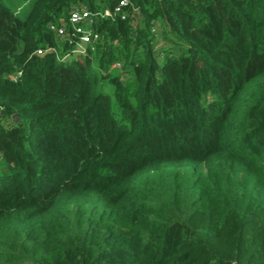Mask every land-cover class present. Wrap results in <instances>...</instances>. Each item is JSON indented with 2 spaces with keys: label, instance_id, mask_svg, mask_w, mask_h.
Returning <instances> with one entry per match:
<instances>
[{
  "label": "trees",
  "instance_id": "obj_1",
  "mask_svg": "<svg viewBox=\"0 0 264 264\" xmlns=\"http://www.w3.org/2000/svg\"><path fill=\"white\" fill-rule=\"evenodd\" d=\"M129 1L0 0V264H264V0Z\"/></svg>",
  "mask_w": 264,
  "mask_h": 264
},
{
  "label": "built area",
  "instance_id": "obj_2",
  "mask_svg": "<svg viewBox=\"0 0 264 264\" xmlns=\"http://www.w3.org/2000/svg\"><path fill=\"white\" fill-rule=\"evenodd\" d=\"M30 1L26 0V3ZM129 2V0H118L114 10L105 9L101 13L91 12L86 4L74 6L70 10L68 19L52 22L49 25L62 45L39 48L36 53L39 55L54 53L61 62L67 61L75 56L88 55L90 51L95 50L101 38L100 34L94 29L93 24L99 17H112L117 14H120L123 19H127L124 8L129 5ZM155 30L156 27L154 28ZM64 45L68 46V49H62L61 47ZM160 53L161 56L164 55L163 52ZM114 67H121V64L115 63ZM20 75L21 71L17 72L12 79L16 80Z\"/></svg>",
  "mask_w": 264,
  "mask_h": 264
},
{
  "label": "rangeland",
  "instance_id": "obj_3",
  "mask_svg": "<svg viewBox=\"0 0 264 264\" xmlns=\"http://www.w3.org/2000/svg\"><path fill=\"white\" fill-rule=\"evenodd\" d=\"M19 1V0H18ZM21 2V0H20ZM22 2H24V0H22ZM59 45H62L61 42H59ZM0 161H1V158H0ZM3 164V162H0V166Z\"/></svg>",
  "mask_w": 264,
  "mask_h": 264
}]
</instances>
